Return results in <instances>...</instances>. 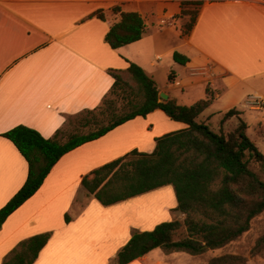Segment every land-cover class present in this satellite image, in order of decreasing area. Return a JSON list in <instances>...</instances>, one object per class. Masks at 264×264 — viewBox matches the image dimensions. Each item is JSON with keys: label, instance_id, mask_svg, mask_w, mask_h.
<instances>
[{"label": "crops", "instance_id": "crops-1", "mask_svg": "<svg viewBox=\"0 0 264 264\" xmlns=\"http://www.w3.org/2000/svg\"><path fill=\"white\" fill-rule=\"evenodd\" d=\"M182 1L188 0H0V208L23 185L28 169L2 134L25 125L53 136L68 116L100 105L113 83L108 70L128 74L126 59L177 104H194L209 88L212 101L197 117L209 126L219 125L231 108L241 118L251 110L250 96L264 97V0H202L196 8ZM113 7L140 14L145 24L140 40L116 49L105 42L120 19ZM98 9H104L105 20L91 16ZM193 9L195 22L185 32ZM172 51L187 57L186 64L172 58L167 68L158 66ZM161 69H169L171 86L189 87V102L179 101L167 83L160 85ZM257 112L262 120L264 111ZM184 127L157 109L64 154L2 223L0 264L20 241L44 232L50 237L32 264H115L135 231L182 219L172 185L104 206L81 180L134 149L151 152L156 137ZM178 253L156 248L127 264H173Z\"/></svg>", "mask_w": 264, "mask_h": 264}, {"label": "trees", "instance_id": "trees-1", "mask_svg": "<svg viewBox=\"0 0 264 264\" xmlns=\"http://www.w3.org/2000/svg\"><path fill=\"white\" fill-rule=\"evenodd\" d=\"M202 0L182 1L181 5L200 6ZM113 11L120 12L119 7ZM197 9L189 11L188 32ZM91 16L105 20L104 9ZM145 33L143 18L137 12H120L104 40L112 49L138 41ZM173 59L186 64L188 58L178 52ZM126 72L134 85L126 82L118 70L108 73L113 83L100 105L68 116L53 136L44 137L37 130L16 125L2 136L9 139L27 162V177L19 190L0 208V228L5 219L42 185L54 164L66 153L84 143L98 139L115 127L136 117L162 110L170 119L186 127L155 138L151 152L132 150L85 175L81 184L102 205L172 185L176 209L184 214L186 236L175 240L178 220L161 222L149 231H135L118 251L115 264H127L153 249L164 253L184 252L201 255L209 249L221 248L239 238L250 228L252 219L264 212V180L251 167V159L264 160L246 134L247 124L239 111L231 108L223 114L218 130L197 117L210 105L212 93L191 105H180L163 99L155 80L136 63L126 59ZM109 96H120L125 102L116 109ZM120 110V111H119ZM235 117V122L230 121ZM77 124L66 131L67 124ZM80 128H90L80 132ZM50 237V232L35 234L18 243L2 260V264H32ZM264 249V233L251 249L256 255ZM241 254L226 253L212 257L206 264H246Z\"/></svg>", "mask_w": 264, "mask_h": 264}, {"label": "rangeland", "instance_id": "rangeland-1", "mask_svg": "<svg viewBox=\"0 0 264 264\" xmlns=\"http://www.w3.org/2000/svg\"><path fill=\"white\" fill-rule=\"evenodd\" d=\"M150 20H151L150 23L155 22V20L153 19ZM164 28L165 27L163 25L162 29ZM152 29L154 31H157L159 28L157 25H155V27L154 28L152 27ZM169 37H170L169 35L166 37L167 48L173 46L172 43L173 39ZM174 52L176 51H172V53L166 55V57H164L163 60L160 61L158 66L162 64L164 67L167 68L168 62L170 61V59L173 58L172 54ZM156 74H157L156 76L160 80L161 86H164V83H167L169 85V88H171V92L174 95L179 96L178 97L179 101L184 102V104L189 102L188 101L189 99L187 98L190 97H187L186 95L187 91H189V87H182L180 85L171 86L168 80L170 75L169 69H167V71L165 72L163 69H161ZM122 78L129 84L134 85V82L129 74H123ZM108 98L114 101V105L116 106V109H120L121 105L125 102V99L123 100L120 96H109ZM248 100H250V97L248 98ZM250 109L255 111L246 109L244 110V113L241 115V118L247 124V130H246L247 136L255 144L258 151L264 155V118L260 120L258 119V115H257L259 113L257 111H264V105L260 107L251 106ZM235 121L236 120H234L233 122ZM74 122L75 121L73 120L72 123L67 124V126L65 127L67 132H72L76 130V128L74 127H76L77 124H75ZM210 127L213 130L217 131L219 127L218 122L213 121V123H210ZM89 129L90 128H80V132H88L90 131ZM250 165L259 174L260 178L264 180V160L254 161L253 159H251ZM181 217L182 219H177L181 223V225L174 233L175 240L182 239L187 234L186 227L183 224V220L185 217L184 214L181 215ZM263 233H264V212L260 213L258 216L252 219L249 230L243 233L239 238L232 241L231 243L221 248L209 249L201 255H190L184 252H180L177 254L178 256L177 258H175L173 264H206L210 258L223 255L226 253L241 254L245 256L247 259L246 264H264V249L256 255L251 254L252 247L255 245L257 239Z\"/></svg>", "mask_w": 264, "mask_h": 264}, {"label": "built area", "instance_id": "built-area-1", "mask_svg": "<svg viewBox=\"0 0 264 264\" xmlns=\"http://www.w3.org/2000/svg\"><path fill=\"white\" fill-rule=\"evenodd\" d=\"M249 104L254 107H260L264 105V99L259 95L250 96Z\"/></svg>", "mask_w": 264, "mask_h": 264}, {"label": "water", "instance_id": "water-1", "mask_svg": "<svg viewBox=\"0 0 264 264\" xmlns=\"http://www.w3.org/2000/svg\"><path fill=\"white\" fill-rule=\"evenodd\" d=\"M160 97H162L163 99H166V98H167V94L164 93V92H161V93H160Z\"/></svg>", "mask_w": 264, "mask_h": 264}]
</instances>
